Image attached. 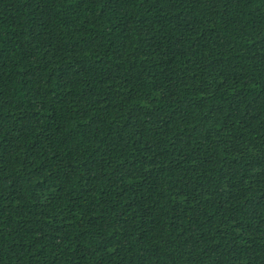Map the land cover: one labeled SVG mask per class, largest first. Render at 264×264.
I'll return each mask as SVG.
<instances>
[{"label":"trees","instance_id":"trees-1","mask_svg":"<svg viewBox=\"0 0 264 264\" xmlns=\"http://www.w3.org/2000/svg\"><path fill=\"white\" fill-rule=\"evenodd\" d=\"M0 264H264V0H0Z\"/></svg>","mask_w":264,"mask_h":264}]
</instances>
